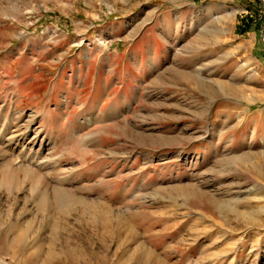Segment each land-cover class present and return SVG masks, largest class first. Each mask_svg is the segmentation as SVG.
Returning a JSON list of instances; mask_svg holds the SVG:
<instances>
[{
    "label": "rangeland",
    "instance_id": "1",
    "mask_svg": "<svg viewBox=\"0 0 264 264\" xmlns=\"http://www.w3.org/2000/svg\"><path fill=\"white\" fill-rule=\"evenodd\" d=\"M0 264H264V0H0Z\"/></svg>",
    "mask_w": 264,
    "mask_h": 264
},
{
    "label": "bare ground",
    "instance_id": "2",
    "mask_svg": "<svg viewBox=\"0 0 264 264\" xmlns=\"http://www.w3.org/2000/svg\"><path fill=\"white\" fill-rule=\"evenodd\" d=\"M224 85V84H223ZM225 86V85H224ZM227 84H226V86L224 87V89H226L227 88ZM230 87L233 89V87L232 86H229V89H230ZM229 91V90H228ZM235 91V90H234ZM236 92V91H235ZM15 131V130H14ZM13 135V134H12ZM21 136V135H20Z\"/></svg>",
    "mask_w": 264,
    "mask_h": 264
}]
</instances>
